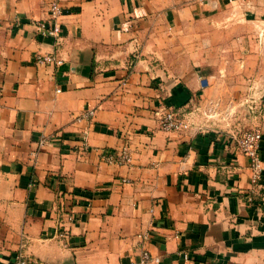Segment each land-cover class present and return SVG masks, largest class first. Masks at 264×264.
I'll use <instances>...</instances> for the list:
<instances>
[{
	"label": "crops",
	"instance_id": "obj_1",
	"mask_svg": "<svg viewBox=\"0 0 264 264\" xmlns=\"http://www.w3.org/2000/svg\"><path fill=\"white\" fill-rule=\"evenodd\" d=\"M50 1L0 0V264H264V0Z\"/></svg>",
	"mask_w": 264,
	"mask_h": 264
},
{
	"label": "built area",
	"instance_id": "obj_2",
	"mask_svg": "<svg viewBox=\"0 0 264 264\" xmlns=\"http://www.w3.org/2000/svg\"><path fill=\"white\" fill-rule=\"evenodd\" d=\"M49 10L51 14V19L53 22L51 26H45L46 31L58 35L61 31V26L58 21L62 13V5L60 0H51L49 3ZM44 26V25H43ZM37 62L40 63H60L61 60L55 55L49 54H38ZM1 97V91H0ZM85 116H93L94 110H88L84 113ZM160 124L162 129L165 130H183L190 127V121L187 120L185 115L175 107H165L162 110L160 116ZM235 145L239 151L245 153L251 158V169L252 177L254 181H257L262 174L263 166L262 160L260 158V146L263 140V131L260 127H250L244 129L240 133L234 135ZM44 142V141H42ZM106 161L109 163L116 164H129L132 162L131 151L128 144H124L119 147L116 151H111L105 155ZM124 178L123 181H127ZM151 260H159L158 257H153V255L145 250L143 252L142 263L147 264ZM32 258L25 251L19 250L15 256L14 264H31Z\"/></svg>",
	"mask_w": 264,
	"mask_h": 264
}]
</instances>
